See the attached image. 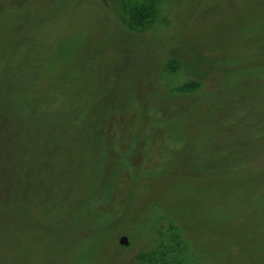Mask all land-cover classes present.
<instances>
[{
	"label": "rangeland",
	"instance_id": "1",
	"mask_svg": "<svg viewBox=\"0 0 264 264\" xmlns=\"http://www.w3.org/2000/svg\"><path fill=\"white\" fill-rule=\"evenodd\" d=\"M0 264H264V0H0Z\"/></svg>",
	"mask_w": 264,
	"mask_h": 264
},
{
	"label": "water",
	"instance_id": "2",
	"mask_svg": "<svg viewBox=\"0 0 264 264\" xmlns=\"http://www.w3.org/2000/svg\"><path fill=\"white\" fill-rule=\"evenodd\" d=\"M119 244L121 246H128V239L126 236H122L120 239H119Z\"/></svg>",
	"mask_w": 264,
	"mask_h": 264
},
{
	"label": "trees",
	"instance_id": "3",
	"mask_svg": "<svg viewBox=\"0 0 264 264\" xmlns=\"http://www.w3.org/2000/svg\"><path fill=\"white\" fill-rule=\"evenodd\" d=\"M132 10L135 11L136 16H137V18H138L137 21L139 20L138 22H140V21H141V18H140L141 15L139 14L138 7H134V8H132Z\"/></svg>",
	"mask_w": 264,
	"mask_h": 264
}]
</instances>
